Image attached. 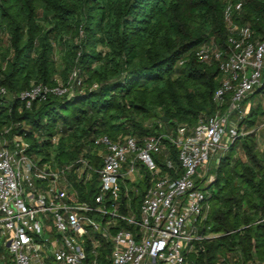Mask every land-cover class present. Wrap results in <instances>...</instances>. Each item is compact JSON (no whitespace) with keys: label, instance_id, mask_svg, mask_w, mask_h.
Instances as JSON below:
<instances>
[{"label":"trees","instance_id":"trees-1","mask_svg":"<svg viewBox=\"0 0 264 264\" xmlns=\"http://www.w3.org/2000/svg\"><path fill=\"white\" fill-rule=\"evenodd\" d=\"M228 5L234 23L264 39V0H0V84L8 92L0 97V142L26 141L29 155L41 163L63 166L83 156L99 169L98 135L141 139L195 126L218 109L213 97L222 80L218 63L199 61L195 50L210 42L226 45ZM75 68L81 85L74 94L50 93L29 107L21 98L36 84L67 85ZM263 114L259 101L241 126L253 130ZM163 141L157 163L166 171L168 154L179 172L177 148ZM237 147L244 158L235 157ZM215 169L202 228L203 236H217L197 241L188 261H263L264 149L258 134L236 139ZM72 171L69 179L82 199L98 194L97 172L88 181ZM142 172L147 177L128 182L130 199L123 187L122 201L129 199L136 212L150 185ZM105 245L109 250L111 241Z\"/></svg>","mask_w":264,"mask_h":264},{"label":"built area","instance_id":"built-area-1","mask_svg":"<svg viewBox=\"0 0 264 264\" xmlns=\"http://www.w3.org/2000/svg\"><path fill=\"white\" fill-rule=\"evenodd\" d=\"M234 7L240 9L242 2ZM232 10V5L225 10L226 45L210 42L195 50L199 61L217 62L222 76L213 97L218 109L195 126L141 139L126 135L115 141L98 135L99 169L83 156L63 166L41 163L29 155L26 141L0 142V249L7 246L12 264H188L211 209L213 162L217 167L239 137L252 131L260 136L264 130V114L253 130L241 126L257 93L264 107V39H254L250 26L234 23ZM78 73L75 68L67 85H33L21 98L29 107L50 93L72 95L81 85ZM7 93L0 84V97ZM163 138L177 148L179 172L168 154L166 171L156 161L164 150ZM142 168L150 185L136 212L128 182L147 177ZM71 170L88 181L97 172L98 194L82 199L69 179ZM123 187L127 202L122 201Z\"/></svg>","mask_w":264,"mask_h":264},{"label":"rangeland","instance_id":"rangeland-1","mask_svg":"<svg viewBox=\"0 0 264 264\" xmlns=\"http://www.w3.org/2000/svg\"><path fill=\"white\" fill-rule=\"evenodd\" d=\"M71 75H72V72H71V74H70V76H69V80H70V77H71ZM79 87V86H78ZM10 97V94H8V98ZM252 98V97H251ZM261 96H259L258 94L256 95V97L255 98H252V101H253V103L254 104H256V103H258L259 101H261ZM262 108H264L263 107V105H262ZM264 110V109H263ZM163 125V127H164V124H162ZM170 132V131H169ZM259 133V132H258ZM259 135V134H258ZM259 140H260V145H261V147L264 149V130H261L260 131V136H259ZM235 157H242V158H244V153H243V151L241 150V148L240 147H237V149H236V152H235ZM218 166V165H217ZM212 167H213V171H212V174L214 175V177H215V180H216V173H215V171H216V165H215V163L213 162V164H212ZM215 169V170H214ZM217 235L216 234H213V233H210V234H208V235H206V236H204L205 238L207 237V238H209V239H211V238H214V237H216ZM2 240H0V243H2L1 242ZM0 263L2 262V261H5V263L6 264H12L13 262H12V255L9 253V250H8V248H7V246H3L1 249H0ZM3 256V257H2ZM235 259L236 258H233V257H231V260L229 261V263L230 264H235ZM188 264H190V261H188ZM220 264V263H219Z\"/></svg>","mask_w":264,"mask_h":264},{"label":"water","instance_id":"water-1","mask_svg":"<svg viewBox=\"0 0 264 264\" xmlns=\"http://www.w3.org/2000/svg\"><path fill=\"white\" fill-rule=\"evenodd\" d=\"M203 232H204V229L200 230V234H203Z\"/></svg>","mask_w":264,"mask_h":264}]
</instances>
